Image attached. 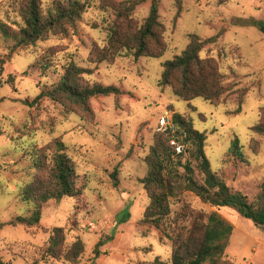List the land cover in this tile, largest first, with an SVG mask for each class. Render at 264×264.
Returning <instances> with one entry per match:
<instances>
[{"label":"rangeland","instance_id":"rangeland-1","mask_svg":"<svg viewBox=\"0 0 264 264\" xmlns=\"http://www.w3.org/2000/svg\"><path fill=\"white\" fill-rule=\"evenodd\" d=\"M0 1V19L15 28L23 26L8 0ZM54 1L43 0V7ZM82 1L86 11L68 35H51L16 50L12 41L0 35V58L5 62L0 70V224L30 214L32 205L20 202L18 194L36 173L31 158L36 146L61 138L85 185L79 197L49 201L41 225L32 231L35 234L23 225L4 226L0 257L12 264H28L27 257L32 262L40 255L49 231L64 227L68 245L78 238L86 245L80 264H161L158 260L171 264L169 234L187 224L194 210L216 211L234 226L227 248L229 258L237 264H264V230L236 208L213 207L192 192L171 200V215L162 230L141 223L150 204L142 184L148 172L145 158L157 134L168 137L159 131L162 116L181 114L207 135L205 154L212 171L232 192L246 195L250 201L259 194L264 184V135L254 134L252 128L264 108V33L256 27L233 25L232 19L264 20V0H182L179 17L175 0H157L160 22L166 29L165 55L135 60L123 52L114 63H92L89 58L94 46H106L116 12L103 9L100 0ZM152 2L141 3L133 12L140 25L149 16ZM192 34L203 40L219 35L217 42L201 53L220 62L228 92L219 105L202 98L187 102L176 97L170 86L159 85L164 63L186 50ZM45 56L50 61L42 68ZM71 62L89 70L84 78L91 84L116 86L121 91L118 96L91 99L94 121L67 113L50 98L33 107L25 103L34 101L42 89L56 85L64 66ZM235 140L242 147V157L230 153ZM256 143L261 146L258 152ZM188 157L183 158L184 163ZM194 174L202 183L204 178L195 167ZM110 237L112 240L100 247L101 257L95 259L96 244ZM39 264L68 263L46 259Z\"/></svg>","mask_w":264,"mask_h":264},{"label":"trees","instance_id":"trees-1","mask_svg":"<svg viewBox=\"0 0 264 264\" xmlns=\"http://www.w3.org/2000/svg\"><path fill=\"white\" fill-rule=\"evenodd\" d=\"M147 0H100L103 9L116 12V21L109 28L106 46H94L90 53L92 63H114L123 53H130L135 60L142 57L161 58L168 50L165 40V26L160 22L159 6L153 0L149 16L139 24L132 16L136 7ZM176 17L182 11V0H175ZM8 5L17 12L24 25L18 28L0 19V35L14 43L13 50L28 48L38 42L48 40L51 35H68L70 28L82 18L86 11V2L82 0H55L51 6L43 7V0H8ZM3 2L0 1V11ZM233 25L256 27L264 33V20L255 18H234ZM219 35L203 40L192 34L186 50L179 56L164 63L160 87L170 86L176 97L190 102L196 98L219 105L228 88L224 85V75L220 62L214 57H202L203 49L216 43ZM50 57L45 56L41 64L46 68ZM4 60L0 58V70ZM89 70L71 62L64 66V74L52 88H44L34 101L25 103L29 107L45 98L60 103L67 113L79 114L85 121L95 119L91 99L98 96L121 94L116 86L91 84L84 74ZM247 93V91L245 92ZM1 102V101H0ZM242 104V100L240 101ZM178 125V135L184 136L188 147L180 155H175L167 136L157 134L150 153L145 158L148 167L142 184L150 199L142 225L162 230L167 218L171 215V200L179 198L185 192H192L205 204L213 207H233L255 226L264 230V184L257 197L250 199L241 193L232 192L226 181L212 171L209 159L205 154L207 135L195 129L192 121L181 114L174 115ZM254 134L264 135V108L260 120L252 128ZM255 141V140H254ZM255 144V152L260 150ZM242 147L235 140L230 148L234 156L242 157ZM189 156L186 162L183 158ZM36 173L31 182L20 188L18 199L32 205L29 216H18L9 223L0 224V230L6 226H25L30 232L41 225L45 205L51 201H60L66 197L76 198L82 195L84 184L77 172L76 165L68 154V148L61 138H55L47 145L36 146L31 154ZM194 167L202 174L204 180L195 178ZM180 168L184 171L181 172ZM118 187L116 174L113 175ZM129 217V215H127ZM190 221L181 224L169 234L172 241L171 264H237L227 255V248L234 231V226L222 218L218 212H190ZM40 255L28 264H39L42 260L63 261L68 264H80L86 245L78 238L67 244L64 227H53ZM35 234L36 232H32ZM99 241L94 249V258L102 254L100 247L111 241ZM159 263H163L158 260ZM0 264H12L0 257Z\"/></svg>","mask_w":264,"mask_h":264},{"label":"built area","instance_id":"built-area-1","mask_svg":"<svg viewBox=\"0 0 264 264\" xmlns=\"http://www.w3.org/2000/svg\"><path fill=\"white\" fill-rule=\"evenodd\" d=\"M159 131L168 135L170 146L173 149L175 155L182 154L186 147L187 142L185 141L186 134L184 136H179V128L175 123L174 118L171 116H162L158 123Z\"/></svg>","mask_w":264,"mask_h":264},{"label":"crops","instance_id":"crops-1","mask_svg":"<svg viewBox=\"0 0 264 264\" xmlns=\"http://www.w3.org/2000/svg\"><path fill=\"white\" fill-rule=\"evenodd\" d=\"M102 255V254H101ZM101 255H100V257H101Z\"/></svg>","mask_w":264,"mask_h":264}]
</instances>
